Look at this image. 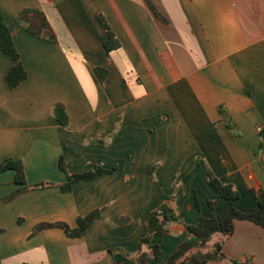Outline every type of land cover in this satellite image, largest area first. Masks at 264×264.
Masks as SVG:
<instances>
[{"label": "crops", "instance_id": "0c3cea01", "mask_svg": "<svg viewBox=\"0 0 264 264\" xmlns=\"http://www.w3.org/2000/svg\"><path fill=\"white\" fill-rule=\"evenodd\" d=\"M29 8L44 12L55 42L18 22ZM0 11L28 72L12 89L15 61L0 50V163L22 161L28 186L56 185L7 203L22 186L15 171L0 174V264H138L150 212L169 204V233L152 236L163 252L153 264H164L185 225L209 216V170L240 192L238 210H258L250 188L264 191V0H0ZM100 15L120 45L111 52ZM59 104L67 127L54 115ZM95 166L118 170L59 189L68 174ZM140 185L149 192L137 193ZM101 208L81 238L60 228L29 238L37 223L76 228L79 216ZM122 216L131 221L115 226ZM18 217L33 220L24 236ZM235 226L226 256L264 264V229Z\"/></svg>", "mask_w": 264, "mask_h": 264}, {"label": "trees", "instance_id": "16d2710c", "mask_svg": "<svg viewBox=\"0 0 264 264\" xmlns=\"http://www.w3.org/2000/svg\"><path fill=\"white\" fill-rule=\"evenodd\" d=\"M150 6L154 10L156 16L163 20L155 8L151 4ZM17 19L32 36L40 39H48L52 42L57 40L46 15L41 9H24L18 13ZM99 19L109 37V41L105 44L106 50L108 52L116 50L120 45L115 39L113 32L102 15L99 16ZM0 50L15 61L14 66L7 74L9 86L12 89H15L28 78V72L21 61L20 53L1 11ZM103 72L104 69H99L98 75H102ZM54 115L61 124L66 127L68 126L69 117L62 104H59L54 108ZM262 138L264 141V135ZM67 167L68 166L65 165L63 159H61L60 168L67 172ZM155 169L156 167L153 168L152 174ZM9 170L15 171V182L22 187L7 196L2 202L11 201L28 191L56 187L55 183L51 182H42L28 186L25 167L20 160L8 159L0 163V174ZM117 170L118 166H113L109 169L95 166L90 171L84 173L68 174V181L60 185L59 189L63 193H68L73 190L74 184L79 181H89L98 176L111 175L116 173ZM208 175L210 185L216 192L215 199L209 202V216H201L199 223L196 225H185L187 237L164 264H209L212 262H219L221 264H240L236 261L230 260L223 250L225 239L231 237L235 232L236 221H248L264 229L263 190L250 188L255 202L258 205V210L256 212H242L236 207V202L240 199V192L236 187L232 184L221 181L211 170H209ZM180 193L181 189L179 188L173 199L175 200ZM104 211L105 208H101L92 211L88 215L79 216L76 228H71L65 222L39 223L35 226L32 236L37 235L43 230L60 228L63 229L69 237L81 238L88 232L94 222L102 216ZM172 212L173 210L169 204H162L150 212L148 219L149 234L147 237L141 239L140 252L135 259L138 264H153L154 261L162 256V248L159 244L152 242V236L157 234L160 237H164L169 233L168 224L171 221ZM130 221V217L122 216L116 220L114 225L122 226ZM216 235H221L224 239L211 246V240Z\"/></svg>", "mask_w": 264, "mask_h": 264}, {"label": "rangeland", "instance_id": "374dc122", "mask_svg": "<svg viewBox=\"0 0 264 264\" xmlns=\"http://www.w3.org/2000/svg\"><path fill=\"white\" fill-rule=\"evenodd\" d=\"M152 155V154H151ZM200 164L201 165H203V161H201V159H200ZM175 165H177V163H176V161L175 160H170L169 161V163H168V166L169 167H174ZM151 183V182H150ZM149 186L148 185H140L139 187H136V192L137 193H142V192H144V193H146V192H149ZM11 201H8L7 203H10ZM31 221H33L32 219L29 221V223L26 225V223H25V221H24V219H22L21 217H18L17 219H16V221H15V223H16V227L17 228H19V231H21V233H22V235L24 234V233H27L28 231H29V229H30V223H31ZM34 224V223H33ZM37 224H39V223H37ZM36 224V225H37ZM35 225V226H36ZM35 226L33 225L31 228H32V232H31V234L29 235V238H31L32 237V234H33V231H34V229H35ZM2 233H4V231H3V229H0V234H2ZM26 235V234H25ZM24 236V235H23ZM221 235H216V236H214L213 238H212V240H211V245H213L216 241H217V239L220 237ZM28 238V239H29Z\"/></svg>", "mask_w": 264, "mask_h": 264}]
</instances>
